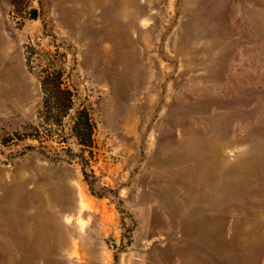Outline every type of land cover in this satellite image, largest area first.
<instances>
[{"label":"rangeland","instance_id":"1","mask_svg":"<svg viewBox=\"0 0 264 264\" xmlns=\"http://www.w3.org/2000/svg\"><path fill=\"white\" fill-rule=\"evenodd\" d=\"M0 264H264V0H0Z\"/></svg>","mask_w":264,"mask_h":264},{"label":"trees","instance_id":"2","mask_svg":"<svg viewBox=\"0 0 264 264\" xmlns=\"http://www.w3.org/2000/svg\"><path fill=\"white\" fill-rule=\"evenodd\" d=\"M47 78H49V76H47ZM47 82H49V81H44V87H47V84H48ZM56 86H57V88L55 90L56 92L54 93V91H53L54 95L55 94H57V95H59V94L64 95L65 94V98H66V94L70 93V91L68 92V90L63 89L61 84H57ZM71 107H72V99L70 98L69 104L67 105V110H70ZM75 124H78L77 121H75ZM78 136H79V134H78Z\"/></svg>","mask_w":264,"mask_h":264},{"label":"water","instance_id":"3","mask_svg":"<svg viewBox=\"0 0 264 264\" xmlns=\"http://www.w3.org/2000/svg\"><path fill=\"white\" fill-rule=\"evenodd\" d=\"M31 16H32V17H35V16H36V10H32V12H31ZM112 246H115V243H113Z\"/></svg>","mask_w":264,"mask_h":264}]
</instances>
